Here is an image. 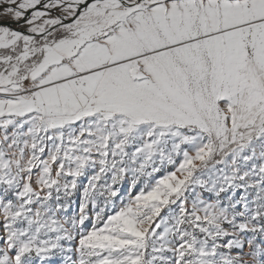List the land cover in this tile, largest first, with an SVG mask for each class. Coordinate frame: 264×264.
Masks as SVG:
<instances>
[{
    "label": "snow or ice",
    "instance_id": "1",
    "mask_svg": "<svg viewBox=\"0 0 264 264\" xmlns=\"http://www.w3.org/2000/svg\"><path fill=\"white\" fill-rule=\"evenodd\" d=\"M0 264H264V0H0Z\"/></svg>",
    "mask_w": 264,
    "mask_h": 264
}]
</instances>
